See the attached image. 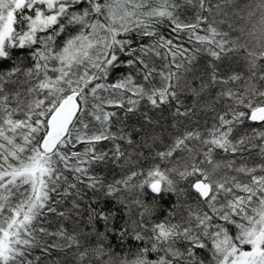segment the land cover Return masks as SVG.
<instances>
[{"label": "snow or ice", "instance_id": "6c2138e0", "mask_svg": "<svg viewBox=\"0 0 264 264\" xmlns=\"http://www.w3.org/2000/svg\"><path fill=\"white\" fill-rule=\"evenodd\" d=\"M0 264H264V0H0Z\"/></svg>", "mask_w": 264, "mask_h": 264}, {"label": "trees", "instance_id": "16d2710c", "mask_svg": "<svg viewBox=\"0 0 264 264\" xmlns=\"http://www.w3.org/2000/svg\"><path fill=\"white\" fill-rule=\"evenodd\" d=\"M185 103H191V101L188 99H185Z\"/></svg>", "mask_w": 264, "mask_h": 264}]
</instances>
